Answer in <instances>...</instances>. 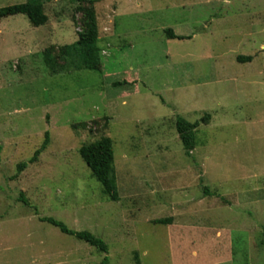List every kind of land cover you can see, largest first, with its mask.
I'll use <instances>...</instances> for the list:
<instances>
[{"label":"rangeland","instance_id":"rangeland-1","mask_svg":"<svg viewBox=\"0 0 264 264\" xmlns=\"http://www.w3.org/2000/svg\"><path fill=\"white\" fill-rule=\"evenodd\" d=\"M93 1L97 71L44 63L77 41L76 4L45 1L40 27L0 19V264H264V0ZM205 115L188 156L176 119ZM103 136L118 202L79 155Z\"/></svg>","mask_w":264,"mask_h":264},{"label":"trees","instance_id":"trees-1","mask_svg":"<svg viewBox=\"0 0 264 264\" xmlns=\"http://www.w3.org/2000/svg\"><path fill=\"white\" fill-rule=\"evenodd\" d=\"M48 0H28L24 4L8 6L0 9V19L24 15L28 18L33 27H40L47 23L48 17L44 11V2ZM53 1V0H51ZM76 4L77 11L82 15L80 25L81 31L75 43L61 47L55 54L50 48L44 52V63L52 75L66 70H91L97 71L101 64V50L99 47V29L95 2L93 0H68ZM170 39H186L177 36L169 29L166 31ZM240 62H251L252 57H239ZM210 115H205L196 122H189L182 117H177L175 128L182 143L185 154L190 156L196 148V132L201 125H207ZM49 145V134H45L43 144L34 152L31 163L45 151ZM82 161L91 171L92 177L101 184L104 197L110 202L119 201L116 169L114 164V150L112 140L103 136L100 139L83 144L79 149ZM26 168V163L18 165L17 171L21 172ZM207 192V191H206ZM24 204L27 202L21 197ZM42 222L58 228L63 234L70 235L95 248L101 254H108V246L103 240L90 232H76L68 229L66 225L53 218H41ZM167 220H159L158 224H168ZM264 230V228H263ZM100 264H108L105 257Z\"/></svg>","mask_w":264,"mask_h":264}]
</instances>
